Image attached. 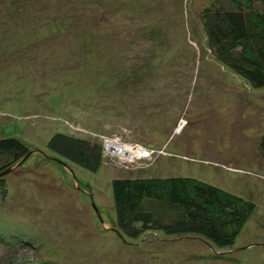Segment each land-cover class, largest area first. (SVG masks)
<instances>
[{"label": "rangeland", "instance_id": "rangeland-1", "mask_svg": "<svg viewBox=\"0 0 264 264\" xmlns=\"http://www.w3.org/2000/svg\"><path fill=\"white\" fill-rule=\"evenodd\" d=\"M27 1L39 15L24 27L19 20L0 27V139L34 151L5 171L6 196L0 187V258H7L0 264H264V89L208 50L201 14L212 0H92L104 21L83 19L94 10L86 0ZM86 39L98 46L85 70ZM58 131L101 141L100 168L47 151ZM136 145L148 148L135 152ZM171 176L254 203L234 246L124 239L112 183ZM17 233L27 245H8Z\"/></svg>", "mask_w": 264, "mask_h": 264}, {"label": "trees", "instance_id": "trees-1", "mask_svg": "<svg viewBox=\"0 0 264 264\" xmlns=\"http://www.w3.org/2000/svg\"><path fill=\"white\" fill-rule=\"evenodd\" d=\"M9 1L10 3H0V27L6 29V20L11 21V24L19 20L20 26L24 27L28 20L39 15L31 13L35 7L27 8L26 0ZM31 1L39 0L27 2ZM76 1L81 3L85 0ZM86 1L91 5L92 0ZM95 1L98 6L104 3V0ZM208 4L201 14L208 50L222 66L244 78L254 89H264V0H212ZM54 5L57 11L59 7L56 3ZM91 6L94 10L89 8L83 19L96 18L97 21H104V12ZM45 11L47 10L42 13ZM61 37L62 33L56 39ZM79 37L84 39V36ZM86 41L88 44L82 50V54H86L83 57L86 58L85 70L92 67L87 57L98 46L89 45L88 39ZM126 41L127 47L133 45L131 38ZM143 64L132 67L138 72ZM100 143L101 141L90 139L87 135L58 131L49 139L46 148L69 163L96 171L104 161ZM258 146V153L264 161V133ZM31 152H34L31 147L18 138L0 139V174L15 169ZM4 177L0 178V187L3 189V196H6ZM112 192L117 229L124 239L131 241L147 234L163 235L194 238L219 250L228 249L234 246L255 212L254 203L219 187L184 176L145 180L118 178L112 183ZM26 240L25 235L13 234L8 245L24 246L27 245ZM2 260L7 258H0V262ZM16 261L10 259L8 264H21Z\"/></svg>", "mask_w": 264, "mask_h": 264}, {"label": "built area", "instance_id": "built-area-1", "mask_svg": "<svg viewBox=\"0 0 264 264\" xmlns=\"http://www.w3.org/2000/svg\"><path fill=\"white\" fill-rule=\"evenodd\" d=\"M114 138H107V137H105L104 138V142H107L108 140H111V141H115V140H113ZM116 141H118L119 142V144H121L120 143V140H116ZM142 148L143 147H141L140 145H136L135 146V152H139V150H142ZM144 149V148H143ZM142 153H144V150H143V152ZM147 156H149V154L148 153H145ZM146 155H143V156H146ZM115 160L117 161H119V158H115Z\"/></svg>", "mask_w": 264, "mask_h": 264}, {"label": "water", "instance_id": "water-1", "mask_svg": "<svg viewBox=\"0 0 264 264\" xmlns=\"http://www.w3.org/2000/svg\"><path fill=\"white\" fill-rule=\"evenodd\" d=\"M34 152H31L22 162H20L16 167L20 166L27 158H29ZM6 172L3 174H0V178L4 177Z\"/></svg>", "mask_w": 264, "mask_h": 264}, {"label": "clouds", "instance_id": "clouds-1", "mask_svg": "<svg viewBox=\"0 0 264 264\" xmlns=\"http://www.w3.org/2000/svg\"><path fill=\"white\" fill-rule=\"evenodd\" d=\"M102 139L104 140V137Z\"/></svg>", "mask_w": 264, "mask_h": 264}]
</instances>
